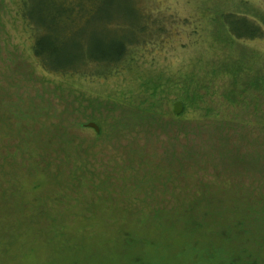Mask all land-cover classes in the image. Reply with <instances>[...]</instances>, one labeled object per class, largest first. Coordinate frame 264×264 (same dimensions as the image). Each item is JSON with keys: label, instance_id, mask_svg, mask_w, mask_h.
<instances>
[{"label": "rangeland", "instance_id": "obj_1", "mask_svg": "<svg viewBox=\"0 0 264 264\" xmlns=\"http://www.w3.org/2000/svg\"><path fill=\"white\" fill-rule=\"evenodd\" d=\"M143 5L175 27L167 40L72 76L40 66L21 0H0V264H264V41L209 17L264 23V0ZM228 57L237 87L215 75L196 108L176 114L172 94L146 112L144 74L206 76Z\"/></svg>", "mask_w": 264, "mask_h": 264}, {"label": "trees", "instance_id": "obj_2", "mask_svg": "<svg viewBox=\"0 0 264 264\" xmlns=\"http://www.w3.org/2000/svg\"><path fill=\"white\" fill-rule=\"evenodd\" d=\"M35 1L36 5L39 2L41 7L47 9L49 28L44 15L36 21L33 19L30 9ZM21 6L23 21L31 23L37 31V37L32 39L36 61L45 71L72 76L87 66H92L93 70L95 66L106 68L101 74L108 76L129 63L132 51L141 48L147 38L167 40L166 34L175 28L170 22L166 24L164 19L154 16L155 12L146 9L143 0H21ZM209 17L213 19V25L223 28L232 40L264 41V23L256 18L241 12ZM99 28L107 34L116 31L121 38H107L101 43L94 38L98 37ZM218 34L214 37H218ZM83 37L92 38L86 41V45ZM228 61L213 66L206 76L201 73L203 68L179 78L163 77L162 74L149 78L144 74L143 93L150 104L146 112L153 117L151 112L156 104L168 100L172 94L184 105L185 112L196 108L203 98L201 92L209 91L215 75H228L233 79L234 87H237L239 77L247 72L241 58L228 57ZM106 71L109 74H105Z\"/></svg>", "mask_w": 264, "mask_h": 264}, {"label": "water", "instance_id": "obj_3", "mask_svg": "<svg viewBox=\"0 0 264 264\" xmlns=\"http://www.w3.org/2000/svg\"><path fill=\"white\" fill-rule=\"evenodd\" d=\"M183 111V104L181 102H176L174 104V112L180 114ZM88 127L94 128L97 132L99 131L98 127L95 124H89Z\"/></svg>", "mask_w": 264, "mask_h": 264}]
</instances>
